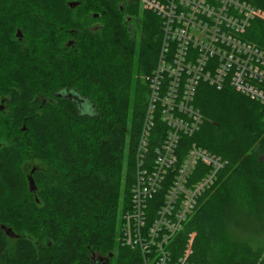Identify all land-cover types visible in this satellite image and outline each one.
I'll list each match as a JSON object with an SVG mask.
<instances>
[{"label": "trees", "instance_id": "16d2710c", "mask_svg": "<svg viewBox=\"0 0 264 264\" xmlns=\"http://www.w3.org/2000/svg\"><path fill=\"white\" fill-rule=\"evenodd\" d=\"M243 1L264 15V0ZM140 5L138 0H0V101L6 97L11 125L21 132L0 147V264H94L101 257L96 253L115 246L117 255L107 252L109 264H143L138 249L117 240L121 215L130 206L146 115L141 76L156 65L162 41L160 16ZM97 19V28H91ZM17 27L25 33L22 48L3 46L5 31ZM67 36L73 41L65 45ZM244 36L264 49V18L253 19ZM17 51L21 57L13 54ZM194 105L203 122L181 137L179 160L194 142L227 165L217 174L220 193L205 192L170 240L171 262L193 232L194 264H264L259 223L264 214L254 216L256 230L244 241L235 242L232 227L234 211L245 213L239 190L248 181L264 184V105L229 85L217 89L203 81ZM165 130L158 121L151 146ZM28 148L33 157L53 154L60 174L41 188L39 202L22 183L21 155ZM36 180H43L40 171ZM164 189L148 201L150 215ZM253 193L258 197L254 187ZM217 196L216 207L211 201ZM256 201L264 211V200ZM4 225L20 227L12 243Z\"/></svg>", "mask_w": 264, "mask_h": 264}, {"label": "built area", "instance_id": "2783aa9c", "mask_svg": "<svg viewBox=\"0 0 264 264\" xmlns=\"http://www.w3.org/2000/svg\"><path fill=\"white\" fill-rule=\"evenodd\" d=\"M139 1L160 16L162 41L156 65L145 76L146 115L136 146L130 206L121 215L120 242L138 249L143 264H194L189 260L193 232L174 262L168 245L213 188L227 160L194 142L179 160V142L203 122L194 105L201 81L217 89L229 85L264 105V49L244 36L252 20L264 15L243 0ZM158 121L166 130L151 146ZM164 186L150 215L148 201Z\"/></svg>", "mask_w": 264, "mask_h": 264}, {"label": "rangeland", "instance_id": "374dc122", "mask_svg": "<svg viewBox=\"0 0 264 264\" xmlns=\"http://www.w3.org/2000/svg\"><path fill=\"white\" fill-rule=\"evenodd\" d=\"M139 1V0H138ZM140 2V1H139ZM141 6V5H140ZM142 8V6H141ZM93 11H91L92 13ZM99 19L95 20L91 24V28H97V24ZM4 32V30H3ZM2 32V34H3ZM141 32L140 27H136L134 30V36L136 35L135 38V43L138 46L139 44V34ZM23 39H25V33L24 31L20 29V27H17L13 31H5L4 36L2 38V43L3 46L5 44H9L11 47L16 48L20 47L22 48L23 44ZM72 38L70 36H67L64 39V44L67 45L70 43ZM13 53L15 55L19 54V57H21L22 53ZM141 79L144 81L145 76L142 75ZM10 112L8 109V104L6 97L4 96L2 100L0 101V147L3 145H7L11 140L16 139V138H21V132L17 131L16 129H13L11 125V121L9 118ZM7 138V140H5ZM29 152H24L21 155L22 158V167H23V184L25 189L30 191L33 194V197L35 201L39 202V193L42 187L45 186V183H56L55 178L57 176H60L58 172L55 171L54 169V161H53V154H48L47 156H32L33 152H30L31 149L28 148ZM41 173V176L43 180L41 182L36 180V173L39 172ZM30 180H33L34 183V189L30 190ZM253 187L256 188V193L258 194V197H255L253 193ZM219 186L215 184L213 188L210 190L211 194L213 195H218L220 192L218 191ZM242 192L243 195V207L245 208V213L243 212L244 210L241 209V211H234L235 217L232 219V227H234L233 233H234V239L235 242H240L246 240V237L248 233L251 231H255V222H257V219H255V215L257 214H264V211H261L258 209L257 206V201L256 199L261 198L264 200V184L263 183H257L256 181H248L245 183V187L243 190H239ZM260 193V194H259ZM220 201L218 200V196L214 198V200L211 201V205L218 206ZM13 209V207H11ZM10 209V210H11ZM260 224H264V218L260 219L259 221ZM258 223V225H259ZM6 228H10L13 233L16 235L19 234V228L11 227L9 225H4ZM5 231V229H4ZM6 232V231H5ZM26 236L29 237V233L24 232ZM9 236V235H8ZM194 236V235H193ZM14 236H9V242L12 243ZM232 238V237H231ZM117 240L120 242V233L118 234ZM193 237L191 239L192 243ZM232 243L231 239L228 241V244L230 245ZM122 245V244H121ZM124 246V245H122ZM105 251L103 252V255L96 253L97 255H100L101 257H108L107 252L110 253L112 252L113 255H117V247L115 246L113 249L110 248H103ZM108 249V250H107ZM110 249V250H109ZM134 249V248H133ZM112 255V254H111ZM109 258V257H108Z\"/></svg>", "mask_w": 264, "mask_h": 264}, {"label": "water", "instance_id": "95a60500", "mask_svg": "<svg viewBox=\"0 0 264 264\" xmlns=\"http://www.w3.org/2000/svg\"><path fill=\"white\" fill-rule=\"evenodd\" d=\"M70 6H75V4L70 3ZM34 189V183L33 180H30V190ZM5 229L7 235L9 236H15L13 231L10 228H6L5 226L2 227ZM94 264H109V258L108 257H99L94 261Z\"/></svg>", "mask_w": 264, "mask_h": 264}, {"label": "flooded vegetation", "instance_id": "af4514ba", "mask_svg": "<svg viewBox=\"0 0 264 264\" xmlns=\"http://www.w3.org/2000/svg\"><path fill=\"white\" fill-rule=\"evenodd\" d=\"M71 95V94H70ZM76 97V96H75ZM77 98V97H76ZM79 102V104L81 103V100H77ZM83 101V100H82Z\"/></svg>", "mask_w": 264, "mask_h": 264}]
</instances>
